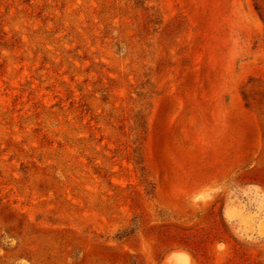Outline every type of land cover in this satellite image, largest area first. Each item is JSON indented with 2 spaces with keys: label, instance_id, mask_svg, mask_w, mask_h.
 Masks as SVG:
<instances>
[{
  "label": "rangeland",
  "instance_id": "obj_1",
  "mask_svg": "<svg viewBox=\"0 0 264 264\" xmlns=\"http://www.w3.org/2000/svg\"><path fill=\"white\" fill-rule=\"evenodd\" d=\"M181 262L264 264V0H0V264Z\"/></svg>",
  "mask_w": 264,
  "mask_h": 264
},
{
  "label": "bare ground",
  "instance_id": "obj_2",
  "mask_svg": "<svg viewBox=\"0 0 264 264\" xmlns=\"http://www.w3.org/2000/svg\"><path fill=\"white\" fill-rule=\"evenodd\" d=\"M177 253H178V252H177ZM174 254H175V252H174ZM175 257H176V254H175ZM175 257H174V258H175ZM178 258H179V257H178ZM181 260H182V259H181ZM187 260H188V259H187ZM182 262H184V261H182ZM182 262H181V264H182ZM178 264H179V263H178Z\"/></svg>",
  "mask_w": 264,
  "mask_h": 264
}]
</instances>
